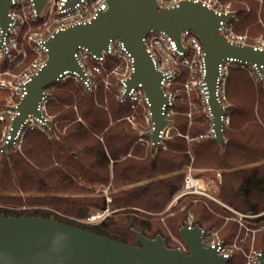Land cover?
<instances>
[{
    "label": "trees",
    "instance_id": "16d2710c",
    "mask_svg": "<svg viewBox=\"0 0 264 264\" xmlns=\"http://www.w3.org/2000/svg\"><path fill=\"white\" fill-rule=\"evenodd\" d=\"M261 16L264 20V8ZM256 20L255 9L243 23L252 25L250 31L258 33L261 28ZM115 60L118 59H105L106 70L117 64ZM186 74L181 69L177 81ZM230 75L226 93L232 103L231 133L225 152L221 153L211 138L187 143L183 135L204 134L208 122L198 112L192 113L189 121L185 103L175 105L176 113L170 117L175 133L155 157L150 149L136 143L139 135L122 120L131 114V102L115 98L116 90L114 96L106 92L96 78L99 75L95 77L98 88L93 91L72 80L54 83L52 100L47 103L53 129L47 133L28 131L21 152L0 154V216L54 218L135 246L139 243L133 231L147 238L160 235L167 247L175 248L168 232L182 239L179 230L189 213L195 214L194 224L201 228L206 222L217 229L223 224L201 204L189 202L179 211L181 199L172 205L175 215L161 222L160 218L167 214L164 210L182 187L184 170L190 163L197 169H212L220 174L216 194L225 204L245 214L262 211L264 128L260 121L264 124V81L255 87L243 70H234ZM105 107L112 120L109 127L102 117ZM110 181L111 208L118 210L97 224L79 223L77 220L87 218L93 211L106 209L105 198L93 195L88 185L106 186ZM226 225L231 240L236 226ZM243 263L240 254L227 262Z\"/></svg>",
    "mask_w": 264,
    "mask_h": 264
},
{
    "label": "water",
    "instance_id": "95a60500",
    "mask_svg": "<svg viewBox=\"0 0 264 264\" xmlns=\"http://www.w3.org/2000/svg\"><path fill=\"white\" fill-rule=\"evenodd\" d=\"M33 1L40 13L47 0ZM77 1L71 0L72 3ZM10 7V0H0L3 31L8 27ZM234 15L235 12H231L227 17L218 16L200 2L182 1L177 8L158 11L155 0H107V8L90 23L54 32L46 41V61L25 84L26 92L15 108L18 114L12 122L11 134L15 135L28 115L42 116L39 106L46 95L45 89L56 83L65 71H76L84 78L74 57L79 48L102 56L107 53L110 41L120 39L134 60V71L126 80L124 96L128 98L131 89L142 85L154 118V131L144 136L152 142L150 154L155 157L161 141L158 134L172 121L163 114L162 107L167 104L168 95L160 84L162 76L155 71L144 49L143 40L151 32H164L181 47L182 32L190 31L204 47L205 81L210 91L215 130L213 140L224 153L227 137L220 124L222 106L215 98L218 65L227 58H235L256 64L262 72L260 66L264 64V51H255L251 45L239 47L228 43L219 33L220 21ZM48 126L53 129L52 120H48ZM0 150L16 152L14 141L3 144ZM200 231L198 225L189 229L185 224L180 228L179 234L187 248L184 252L180 248L167 247L160 235L147 238L133 231L139 243L134 246L54 218L0 216V264H227L230 258L204 246Z\"/></svg>",
    "mask_w": 264,
    "mask_h": 264
},
{
    "label": "built area",
    "instance_id": "2783aa9c",
    "mask_svg": "<svg viewBox=\"0 0 264 264\" xmlns=\"http://www.w3.org/2000/svg\"><path fill=\"white\" fill-rule=\"evenodd\" d=\"M155 1L158 11L177 8L182 1H185L187 3L200 2L207 9L213 10L214 14L218 16L227 17L231 12H235L231 9L229 4L225 6L219 4V0ZM10 2L11 7L8 13L9 22L7 30L3 31L0 24V99H3L5 102L3 104L4 107L0 111V122L4 124L0 147L8 141L13 140L15 148L19 149L26 132L39 130L47 133V131L51 130L48 126V120H51V118L46 113V104L49 98L48 88H46L44 91L46 95L43 97L39 106L42 116L36 117L28 115L15 135L13 136L11 134L12 122L14 117L18 114L15 108L26 92L25 84L30 79V76L36 73L46 61L48 51L46 41L54 32L66 30L68 27L76 24L90 23L101 11L107 8V0H78L74 3H72L71 0H47L40 13H38L37 5L33 0H10ZM236 21V12L230 19L220 21L219 33L224 37V40L239 47L251 45L255 51L263 52L264 43L256 42L250 44L247 43L245 36L233 33V23ZM25 27L27 29H35L37 27L34 33L27 34V38L33 43V52L37 54L38 57L33 62L29 73L18 80H13L10 76L17 75L11 72L12 65L20 62V60H18L20 55L26 56L19 42L21 33ZM143 41L144 49L150 55L155 71L162 76L160 84L165 95H168L167 104L162 107L165 117L171 120L170 117L176 101V93L171 92L170 89L173 81L180 73L179 69H185L189 77L188 80L183 83V89L187 94H195L197 102L201 107V112L208 122L206 133L199 135L197 138L213 139L215 130L212 127L213 115L210 107V91L205 81V53L199 38L193 32L184 31L181 34V47H179L177 42L170 35L164 32H151ZM74 57L83 70L84 78H81L76 71H65L57 82L75 80L82 84L86 90L93 91L98 88L95 82L96 75H101L106 72L107 78L115 76L118 99L123 103L128 101L131 102L133 108L136 106L135 103H140L143 109L144 121L147 124L146 131L140 134V141L145 140L149 147H151L152 142L146 138L144 134L154 131V118L149 110L150 102L143 92L142 85L139 84L137 88L131 89L128 93V98L124 96L126 91V80L134 71V60L131 54L126 50L123 42L120 39L110 41L107 53L102 56L92 54L87 48H79ZM107 57H115L118 60L120 59L122 63L115 64L111 69L106 70L104 62ZM260 68L262 72L259 71L256 64H251L244 60L239 61L235 58H227L218 65L215 98L222 106L220 124L225 135L229 132L231 121L229 105L225 96L228 77L234 70H245L251 74L252 81L258 83L264 81V64L261 65ZM105 85L108 86L109 81L105 82ZM102 116L105 120H109L108 112L103 113ZM127 119L129 120V117ZM171 130H173L172 123L159 132L158 137L161 139L159 148H166V141L171 138ZM183 136L187 140H190L187 135ZM1 153L4 152L0 150V154ZM207 179L208 177L203 174V171L196 172L192 163L188 165L184 173L182 188L171 204L188 195L196 197L193 203L199 202L200 198L207 200V203H205L207 206L213 203L219 209L226 212V214H223L221 211L216 212L215 216L219 215L220 219H222L225 224L228 222L235 223L237 231L232 241H225L221 238V234H219V230L216 227H200L201 241L204 246L216 250L217 254L224 258H230V260L236 251H241L245 264H264V247L261 246L255 249L256 247L254 246L260 234H263L262 241L264 245V211L248 214L237 212L230 206L204 192ZM104 194L106 195L105 200L107 205H110L111 198L106 189L104 190ZM108 214L109 209H105L101 213L92 215L88 221L99 222ZM185 224L189 229L196 225L192 217L186 218L184 225ZM247 241H250L252 247L248 249L242 248L241 245L245 244ZM183 245V250H181L186 252L187 248L184 243Z\"/></svg>",
    "mask_w": 264,
    "mask_h": 264
},
{
    "label": "rangeland",
    "instance_id": "374dc122",
    "mask_svg": "<svg viewBox=\"0 0 264 264\" xmlns=\"http://www.w3.org/2000/svg\"><path fill=\"white\" fill-rule=\"evenodd\" d=\"M219 4L224 5V6L226 4H229L230 7H231V9L236 12L237 21L233 23V26H234L233 33L234 34L245 36L247 43H250V44L256 43V42L264 43V20H263V17L261 16L262 10L264 8V0H219ZM253 4L255 5V7H252ZM255 9H256V14H257V20H256V22H257V25L260 26V28H261V31L258 32V33H254V32H251L250 31V29L252 30V28H253L252 25H244V23H243L244 17L247 16V15H249V14H251L252 10H255ZM35 29H29V28L27 29L25 27L23 29L22 33H21V38H20V41L19 42H20V45L22 47V50L26 53V56L20 55V58L18 59V60H20V62L18 64L12 65V70L13 71L11 70V72L13 74L17 75V76H13V75L10 76L11 79H13V80H18L22 76H24L25 74L29 73L30 69L32 68L33 62L38 57V55L33 52V47H32L33 46V43L27 38V34L28 33L29 34L34 33L36 31ZM116 63L119 64V63H122V62L119 59V60L116 61ZM180 70L181 69H179V71ZM243 72L245 74H247L248 76H250V78H251V74L248 71L243 70ZM186 75H187V77L186 78L183 77L184 79L182 81H180V82L177 81V79H178V77H177L173 81V84L171 86L170 91L176 93V101H175L174 107H175V105H176V107H178L179 105L182 106L183 104L187 103L188 112L186 113V116L189 119V121H191L192 120L191 119L192 113L198 112V113H201L202 114V112H201V107L199 106V103L196 102V100H195L196 99L195 94H187L184 91V89H183V83L185 81H187L188 80V77H189V74H186ZM114 77L115 76H110L109 78H107L106 72H104L101 75H99L98 77H96L98 79V81H99V84L103 87V89L107 90L106 92H109V93L113 94V96H114L113 90H116L117 91V88H116V85H115L116 82H115V78ZM72 81H73L74 84L79 83V82H77L75 80H72ZM107 81H109V85L108 86L105 85V82H107ZM251 82L254 84L255 87L258 85L257 83H255V82L252 81V78H251ZM172 88H174L175 91L174 90L172 91ZM226 90L227 89L225 88V96H226V99H227V102H228L229 107H231L232 106V103L228 100ZM47 91H48V94H49L48 102H50V100H52L51 97H52V94L54 93V90H53L52 87H50ZM117 92L115 93V98H117ZM4 103H5L4 100L3 99H0V107L1 108L4 107L3 106ZM129 104L132 105V103H129ZM135 105H136L135 108H133L131 106V111H132L131 114L123 117L122 120H125L127 122V124L130 125V127L132 128V130L139 135L136 143L139 144V145L141 144V145L145 146L146 148L150 149L149 145L146 143L145 140L144 141H140V134H141V132H145L146 131L147 124L144 121L143 109L141 108L140 103H135ZM174 107H173V110H172V115L173 116L176 113V111H175L176 109H174ZM108 111H109L108 108L105 107V110L102 112V114L105 113V112H108ZM46 113L51 118V120H53V115H51L48 112V110H47V104H46ZM108 114H109V112H108ZM128 117H129V120L127 119ZM78 120H81V119L79 118ZM105 121L108 122V127L112 125V120L110 118V115H109V120H105ZM260 123L262 124V127L264 128V124L261 121H260ZM189 125H190V123H189ZM230 126H231V121H230ZM3 127H4V124H2V127H0V140H1V137H2ZM207 128H208V123H207V127L205 129V133L207 131ZM174 133H175L174 132V129L171 130L170 137H172V135ZM230 133H231V127L229 128V132L226 135V137H228V135ZM178 135H180V133H178ZM25 136H26V134L23 137V141L20 144L19 149H16V151L21 152V150H22V148L24 146ZM187 136L190 138V140H187L186 138H185V140L187 141V143L189 145L192 144L193 142H198V140H200V139H205V138H197L199 135L198 136H195V137H190L189 135H187ZM192 160H193V157H191V161ZM193 168H195V167L193 166ZM195 170H196V172L203 171V174L207 175V177H208V179H207V185H206V188H205V191L204 192L206 194L208 193L212 197H214V198L218 199L219 201L223 202L217 196V194H216L217 193L216 179L220 178V174L216 170H212V169H197V168H195ZM185 171H186V169L184 170V173H185ZM111 183L112 182L110 181V183L108 185H106V186L105 185L104 186H101V185H88V189L92 192L93 195H98V196L100 195V196H103L104 198L106 196L104 194V190L106 189L107 190V193L109 194V196L111 198V203H112ZM175 196H174V198H175ZM174 198H173V200H174ZM182 198L179 201V203L177 204V206L179 207L178 208L179 211H183L188 206L189 202H191L192 204H199V205L201 204L205 209H207L214 216H215V213L216 212H219V211H221L223 214H226L225 211L219 209L213 203H210L207 206L205 204V203H207V200H205L203 198H200L199 202H197V203H193L194 202V199H196V197H193V196L188 195V196H185V197H182ZM105 202H106V200H105ZM177 202L178 201L174 202L173 204L170 203L171 205L169 204L166 207V209L164 210V212H167V214L164 217H161L160 218V220H161L162 223H165V219L167 217L174 216L175 215L176 212L175 211H172V208H173L172 205L176 204ZM106 209H109V214L106 215V216H109L110 214H112L113 212H116L118 210V209L111 208V204L110 205H107V203H106ZM263 211H264V209L262 211L257 212V213H260V212H263ZM101 212H103V211H93L87 218L79 219L77 221L79 223H81V224H84V225L97 224L100 221L99 222H89L88 219L92 215L97 214V213H101ZM193 215H195V214L194 213L193 214L189 213L186 218L192 217L194 219V216ZM216 217L220 219L219 215H217ZM208 223L209 222H206L205 226H203L202 228H210V227L213 226L210 223L209 224ZM229 223H233V222H228L226 224H229ZM226 224L223 221L222 226L218 228L219 234H221V238L224 239L225 241H228V240L229 241H232L234 235H233V237L230 240V238L228 237L229 231H226V228H227V225ZM235 226H236V224H235ZM236 231H237V226H236ZM168 234L170 236L171 242H173L176 245L175 248H180V249L183 250V246H184L183 245V243H184L183 240L180 239V238H178V237H176V236H174V235H172V234H170L169 232H168ZM262 236H263V234H260L259 235L260 243H259V239L257 240L258 237L256 238L257 243L254 244V246L256 247L255 249H257V248H259L261 246L264 247L263 241H262ZM256 240H255V242H256ZM241 246H242V248L248 249V248L252 247V244L250 243V241H247L245 244H243ZM234 254H240L241 258L244 261L243 264H245V260L243 258V255H242V252L241 251H239V252L236 251Z\"/></svg>",
    "mask_w": 264,
    "mask_h": 264
}]
</instances>
